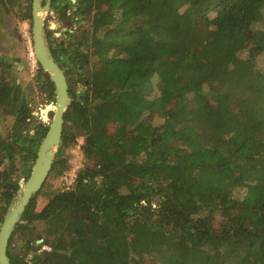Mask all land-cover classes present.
<instances>
[{"label": "trees", "instance_id": "1", "mask_svg": "<svg viewBox=\"0 0 264 264\" xmlns=\"http://www.w3.org/2000/svg\"><path fill=\"white\" fill-rule=\"evenodd\" d=\"M31 10L0 0V223L48 129L34 111L56 101L41 64L24 86L4 47L8 21ZM51 10L78 24L62 43L45 23L73 102L10 239L12 264H264V0H51ZM79 137L84 165L53 187Z\"/></svg>", "mask_w": 264, "mask_h": 264}, {"label": "water", "instance_id": "2", "mask_svg": "<svg viewBox=\"0 0 264 264\" xmlns=\"http://www.w3.org/2000/svg\"><path fill=\"white\" fill-rule=\"evenodd\" d=\"M45 1L32 0V44L36 60L50 74L55 84L56 101L54 108L47 111L48 129L40 143L30 175L21 182L0 223V264H12L8 255L10 239L30 200L42 189L53 168L62 144L65 113L73 102L65 71L54 57L47 38L45 16L50 11L51 0ZM83 94L82 91L79 92V96ZM35 254L32 253V256Z\"/></svg>", "mask_w": 264, "mask_h": 264}, {"label": "rangeland", "instance_id": "3", "mask_svg": "<svg viewBox=\"0 0 264 264\" xmlns=\"http://www.w3.org/2000/svg\"><path fill=\"white\" fill-rule=\"evenodd\" d=\"M57 17V14L50 9L45 16V23H48L49 28L52 30L51 40L65 41L69 35V31H73L78 24L74 23L70 25L61 21ZM6 28L9 32L5 35L3 42L4 47L8 49V52L13 59V74L17 76L19 82L24 86H28L33 82L37 69V60L32 44V19H13V22L8 21ZM81 86L82 85L80 84L79 87L81 88ZM208 104L211 106L216 105V103L210 101H208ZM50 108H54V104H48L45 106L39 104L34 113L38 118L47 122V111ZM158 116L159 112H155L151 118L157 120L159 118ZM0 131L3 134L7 131V122L3 118H0ZM83 141V137H79L78 143L67 150V153L70 154V168L62 175L50 178L54 185L53 187H69L74 183L77 171L85 163L84 154L81 149ZM45 202L46 199L40 196L39 207L41 208Z\"/></svg>", "mask_w": 264, "mask_h": 264}, {"label": "flooded vegetation", "instance_id": "4", "mask_svg": "<svg viewBox=\"0 0 264 264\" xmlns=\"http://www.w3.org/2000/svg\"><path fill=\"white\" fill-rule=\"evenodd\" d=\"M50 9H51V7H50ZM53 12H55L56 13V11H54V10H52ZM57 18H59V17H57ZM49 27V26H48ZM50 29V28H49ZM51 30V29H50ZM54 41V40H53ZM60 42H62V43H67L66 41H60ZM71 43H73V42H71ZM54 45H56L55 43H54Z\"/></svg>", "mask_w": 264, "mask_h": 264}]
</instances>
